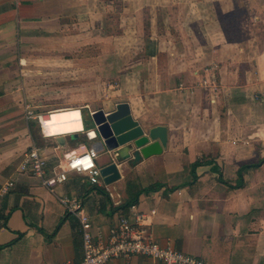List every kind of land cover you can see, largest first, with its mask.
<instances>
[{
	"label": "crops",
	"instance_id": "0c3cea01",
	"mask_svg": "<svg viewBox=\"0 0 264 264\" xmlns=\"http://www.w3.org/2000/svg\"><path fill=\"white\" fill-rule=\"evenodd\" d=\"M131 5V0H0V188L15 182L0 202V264H79L81 225L60 198L79 201L92 219L94 233L99 227L108 236L120 216L132 214L130 208L120 207L155 184L162 186L141 193L136 205L160 245L171 244L205 264H264V164L245 172L242 187H231L243 165L264 159V71L257 68L255 58L238 72L222 66L218 84L207 78L204 87L205 71H170L168 62L160 71L157 54L148 53L147 47L158 45L166 51L174 40L151 37L143 46L157 74L153 89L145 83L129 100L102 110L111 113L127 103L145 131L166 127L168 141L162 153L136 165L121 163L122 178L111 185L92 184L87 172L73 171L50 189L40 178L20 172L33 144L48 157V177L71 154L90 153L94 144L87 137L92 128L82 109H72L80 113L81 127L57 134H47L36 120L26 119L21 91L30 57L26 51L45 38L66 42L75 38L74 45H87L91 31L110 28L105 22L114 21L121 30L124 19L115 17L114 8L121 11ZM165 29L166 35L174 31ZM190 85L195 87L192 93ZM250 112L262 120H248ZM196 161L204 163L193 176L191 165ZM108 162L97 153L99 168ZM108 264L160 263L136 255Z\"/></svg>",
	"mask_w": 264,
	"mask_h": 264
},
{
	"label": "rangeland",
	"instance_id": "374dc122",
	"mask_svg": "<svg viewBox=\"0 0 264 264\" xmlns=\"http://www.w3.org/2000/svg\"><path fill=\"white\" fill-rule=\"evenodd\" d=\"M131 2L133 5L126 10L114 8L115 17L124 19L121 30L109 21L105 22L108 30L91 31L93 36L88 37L87 45H74L78 44L75 38L68 42L45 38L40 45L30 47L21 87L23 100L45 117L56 111L82 109L86 120L91 110L109 109L119 101L129 100L145 83L152 90L157 74L143 46L151 37L174 40L166 51L158 45L147 47L148 53L157 54L160 71L167 62L170 71H205L201 84L204 87L209 79L218 84L216 76L220 77L222 66L227 72H233L230 67L238 72L246 68L247 60L255 58L257 68L264 71V0ZM170 27L174 31L166 35L165 28ZM230 46L235 48L230 50ZM189 88L192 93L195 87ZM252 112L255 114L254 108ZM251 118L262 120L250 112L248 120Z\"/></svg>",
	"mask_w": 264,
	"mask_h": 264
},
{
	"label": "built area",
	"instance_id": "2783aa9c",
	"mask_svg": "<svg viewBox=\"0 0 264 264\" xmlns=\"http://www.w3.org/2000/svg\"><path fill=\"white\" fill-rule=\"evenodd\" d=\"M25 117L36 120L43 130L45 115L38 113L34 106L24 101ZM98 152L92 151L83 154H71L66 161L60 162L51 177L47 176L48 157L42 149L33 144L24 154L19 166L22 173H29L40 178L44 186L51 189L53 182L62 183L70 172H87L92 184L101 181L100 168L95 163ZM15 186L14 181H8L0 188V202L4 195ZM61 203L69 212L78 218L83 236V256L79 264H108L116 258L131 259L136 255H144L160 264H205V262L184 252L175 250L171 244L160 245L150 234L145 215L138 211L136 204L130 207L131 215H122L105 236L101 228L94 227L92 219L77 200L60 198ZM106 237V238H105ZM71 264V262H66Z\"/></svg>",
	"mask_w": 264,
	"mask_h": 264
},
{
	"label": "water",
	"instance_id": "95a60500",
	"mask_svg": "<svg viewBox=\"0 0 264 264\" xmlns=\"http://www.w3.org/2000/svg\"><path fill=\"white\" fill-rule=\"evenodd\" d=\"M85 121L92 128L87 134L89 139L94 140L92 149L109 159L100 168L105 185H111L122 178L118 167L121 163L136 165L145 158L162 153L167 146L166 127L156 126L145 131L133 119L127 103L118 104L111 113L104 110L89 113Z\"/></svg>",
	"mask_w": 264,
	"mask_h": 264
},
{
	"label": "bare ground",
	"instance_id": "6f19581e",
	"mask_svg": "<svg viewBox=\"0 0 264 264\" xmlns=\"http://www.w3.org/2000/svg\"><path fill=\"white\" fill-rule=\"evenodd\" d=\"M43 127L47 134L78 129L81 127L80 113L74 110L54 112L43 118Z\"/></svg>",
	"mask_w": 264,
	"mask_h": 264
},
{
	"label": "trees",
	"instance_id": "16d2710c",
	"mask_svg": "<svg viewBox=\"0 0 264 264\" xmlns=\"http://www.w3.org/2000/svg\"><path fill=\"white\" fill-rule=\"evenodd\" d=\"M203 161H196L195 163H193L191 165V173L193 174V176H195V171H196V168L198 166H201L203 165ZM264 164V159H260L258 162L256 163H253V164H247V165H243L237 172V180H236V183L235 185H231L232 188H240L243 186V183H244V174L246 171L248 170H251V169H255V168H259L261 167L262 165ZM161 184H155L153 186H150L148 188H145V189H141L139 190L136 195L134 197H132L130 200H128L127 202H125L120 208H123V209H129L132 205L136 204L138 202V196L141 194V193H150V192H154V191H157L161 188ZM177 187H174L168 191H173L175 190ZM103 191V190H101Z\"/></svg>",
	"mask_w": 264,
	"mask_h": 264
}]
</instances>
